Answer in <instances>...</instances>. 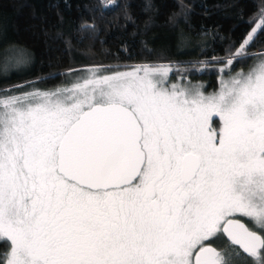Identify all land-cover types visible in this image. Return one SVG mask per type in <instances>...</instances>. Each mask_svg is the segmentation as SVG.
I'll use <instances>...</instances> for the list:
<instances>
[{"label":"snow or ice","instance_id":"snow-or-ice-1","mask_svg":"<svg viewBox=\"0 0 264 264\" xmlns=\"http://www.w3.org/2000/svg\"><path fill=\"white\" fill-rule=\"evenodd\" d=\"M249 24L208 95L171 63L0 90V264H264V55L231 72L264 6Z\"/></svg>","mask_w":264,"mask_h":264},{"label":"trees","instance_id":"trees-1","mask_svg":"<svg viewBox=\"0 0 264 264\" xmlns=\"http://www.w3.org/2000/svg\"><path fill=\"white\" fill-rule=\"evenodd\" d=\"M261 6L264 0H0V90L31 82L51 89L68 70L144 63L196 67L176 72L215 89L213 58L239 48ZM263 51L264 32L231 72L247 69ZM16 57V67L4 62Z\"/></svg>","mask_w":264,"mask_h":264},{"label":"rangeland","instance_id":"rangeland-1","mask_svg":"<svg viewBox=\"0 0 264 264\" xmlns=\"http://www.w3.org/2000/svg\"><path fill=\"white\" fill-rule=\"evenodd\" d=\"M105 1V0H104ZM261 55H264V51L263 52H260L258 54H256V56L254 57V60L250 63V65L248 66L247 69L243 70V69H240V70H237L235 72H232V74L236 73V72H240V71H244V72H247L253 65H255L256 63H258V58L261 56ZM22 56L25 57V61L27 62L28 60V55L26 53H22ZM4 62L7 63V66H9L10 64L13 65L14 67L15 64L18 62V59L17 57L13 60H5ZM153 64V63H151ZM164 64H168V63H164ZM134 65H139V64H134ZM134 65H125V66H120V67H112L113 69H119L121 71L123 70H128V68L130 66H134ZM90 67H93V66H85V67H80V68H76V69H72V70H68V71H65L64 74H65V81L60 84V85H57L51 89H40L39 87H37L35 84H33L32 82L31 83H22V84H18V85H15V86H12V87H7V88H4V89H7L8 92L12 95H20L21 93L23 92H31V91H34V90H41V91H49V90H55L56 88H62V87H65V86H70L71 83L73 81H75L77 79L78 76L80 75H83L85 70L90 68ZM222 67L221 64H218L214 67H209V68H212V69H215L218 71V75H217V85H216V88L215 89H212L211 90H205L204 89V84H199V83H192L190 81H187V79H185V76L181 73V72H176L177 69L178 70H188V69H194L196 67H192V66H187V67H181V66H175L173 65V69L175 72L173 73H176L178 76H173V73H170V76H171V80L170 82H177L178 79L182 80V82L189 86V87H198L201 91L204 92L205 95H208V94H211L215 91L218 90V88L220 87V79L222 77V74L220 73L219 69ZM4 68V66L2 67ZM3 70V69H1ZM184 77H183V76ZM224 78H227V77H224ZM4 89H1V90H4ZM215 121H216V124H219V120L218 118H215ZM246 218V217H244ZM248 220V218H246ZM250 224V223H249ZM250 227H252V225L250 224Z\"/></svg>","mask_w":264,"mask_h":264},{"label":"flooded vegetation","instance_id":"flooded-vegetation-1","mask_svg":"<svg viewBox=\"0 0 264 264\" xmlns=\"http://www.w3.org/2000/svg\"><path fill=\"white\" fill-rule=\"evenodd\" d=\"M185 79H187V78H185ZM187 81H190L189 79H187ZM190 82H192V83H199V84H204L205 82H201V81H196V82H194V81H190ZM204 87V89L206 90V88H205V85L203 86ZM208 91V90H207ZM211 91H212V89H211ZM239 219H241V220H243L246 224H249V221L246 219V218H244V217H238ZM249 226H250V224H249ZM220 242H217V247H218V244H219Z\"/></svg>","mask_w":264,"mask_h":264},{"label":"water","instance_id":"water-1","mask_svg":"<svg viewBox=\"0 0 264 264\" xmlns=\"http://www.w3.org/2000/svg\"><path fill=\"white\" fill-rule=\"evenodd\" d=\"M242 222H244L243 220H241ZM245 223V222H244ZM246 255V254H245Z\"/></svg>","mask_w":264,"mask_h":264}]
</instances>
